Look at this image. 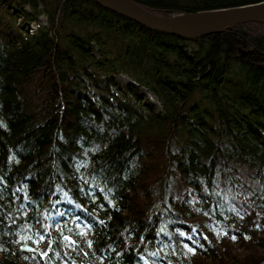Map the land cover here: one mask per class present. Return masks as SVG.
I'll return each mask as SVG.
<instances>
[{
	"label": "trees",
	"instance_id": "16d2710c",
	"mask_svg": "<svg viewBox=\"0 0 264 264\" xmlns=\"http://www.w3.org/2000/svg\"><path fill=\"white\" fill-rule=\"evenodd\" d=\"M0 264H264V20L185 40L0 0Z\"/></svg>",
	"mask_w": 264,
	"mask_h": 264
},
{
	"label": "water",
	"instance_id": "95a60500",
	"mask_svg": "<svg viewBox=\"0 0 264 264\" xmlns=\"http://www.w3.org/2000/svg\"><path fill=\"white\" fill-rule=\"evenodd\" d=\"M91 1L152 31L185 40L210 36L233 25L264 20V1L237 8L184 14L171 18L156 16L133 0ZM24 249L33 251L29 247Z\"/></svg>",
	"mask_w": 264,
	"mask_h": 264
},
{
	"label": "rangeland",
	"instance_id": "374dc122",
	"mask_svg": "<svg viewBox=\"0 0 264 264\" xmlns=\"http://www.w3.org/2000/svg\"><path fill=\"white\" fill-rule=\"evenodd\" d=\"M39 23L40 24H45L46 23L45 22V19L44 18H41L39 20ZM35 26L36 25L32 23V25L29 27L31 29L30 30L31 33L35 31L34 30L35 29ZM119 80H120V82L122 84H126L128 82V79L126 77H124V76L123 77H120ZM141 91H142L143 94H145L147 96V99L148 100H150L151 102H153V103H155V104L158 105L157 99L151 93H149L147 90H144V89H142Z\"/></svg>",
	"mask_w": 264,
	"mask_h": 264
},
{
	"label": "bare ground",
	"instance_id": "6f19581e",
	"mask_svg": "<svg viewBox=\"0 0 264 264\" xmlns=\"http://www.w3.org/2000/svg\"><path fill=\"white\" fill-rule=\"evenodd\" d=\"M128 19V18H127ZM108 194H110V193H108ZM120 195V194H119ZM118 197V196H117ZM124 199V198H123ZM118 203H119V201H118ZM95 243V242H94ZM106 243V242H105ZM97 245V244H96ZM105 245V244H104ZM98 247V246H97ZM26 248V247H25Z\"/></svg>",
	"mask_w": 264,
	"mask_h": 264
}]
</instances>
